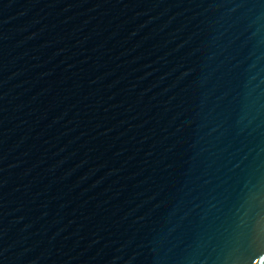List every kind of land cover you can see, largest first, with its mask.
<instances>
[{"label":"water","instance_id":"water-1","mask_svg":"<svg viewBox=\"0 0 264 264\" xmlns=\"http://www.w3.org/2000/svg\"><path fill=\"white\" fill-rule=\"evenodd\" d=\"M0 264H264V0H0Z\"/></svg>","mask_w":264,"mask_h":264}]
</instances>
